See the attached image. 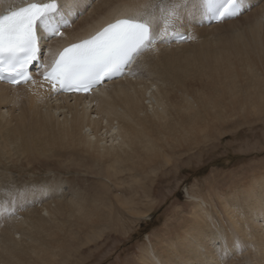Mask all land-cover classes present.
Listing matches in <instances>:
<instances>
[{"label":"bare ground","instance_id":"bare-ground-1","mask_svg":"<svg viewBox=\"0 0 264 264\" xmlns=\"http://www.w3.org/2000/svg\"><path fill=\"white\" fill-rule=\"evenodd\" d=\"M28 2L40 0H0V12ZM145 2L58 0L70 23L61 36L41 35L43 69L64 47L112 20L118 9ZM248 6L239 17L213 24L205 23L199 10H184L169 28L183 39L170 36L152 45L122 76L90 94L52 92L37 71L26 84L0 83V166L50 153L69 155L85 176L104 172L101 179L108 187L125 177H154L160 166L240 122L264 120V0H249ZM208 40L219 45L205 55ZM180 61L175 70L163 64ZM220 177L217 173L204 181L211 197L185 190L194 209L187 216L174 213L165 230L147 235L136 264H215L221 248L209 241V233L217 226L226 229L224 247L235 252L223 264H264V223L253 210L264 196V165L239 175L224 193L216 192ZM23 191L18 196L8 191L0 199V264H63L77 237L99 239L112 226L110 209L76 191L67 197L59 182ZM118 210L124 223L148 215L127 204Z\"/></svg>","mask_w":264,"mask_h":264},{"label":"rangeland","instance_id":"rangeland-1","mask_svg":"<svg viewBox=\"0 0 264 264\" xmlns=\"http://www.w3.org/2000/svg\"><path fill=\"white\" fill-rule=\"evenodd\" d=\"M223 44L224 41L220 45ZM217 45L219 43L208 40V44L203 47V54H212V48ZM253 54L254 52L248 53L251 56H254ZM182 63L180 61L175 64H163L168 69L171 67L170 70H175L172 66L179 67ZM255 118L258 117L252 118V121L240 122L216 140L204 143L181 158L160 166L154 177L136 181L125 177L121 178V184L117 185V180H113L115 185L111 181V186L108 187L101 179L104 172H100L101 177L99 174L85 176L83 168L76 164L78 161L71 160L69 155L61 158L51 153L33 156L30 157V163L23 158L14 164L10 163L9 169L0 166V199L8 197V191H12L13 195H16V192L18 196L19 191L24 192L23 189H35L44 184L50 186L59 182L67 197L76 191L87 196L90 202L102 204L112 211V226L107 228L99 239L91 240L89 234L86 235L89 240L84 239L85 235L82 238L77 237L79 240H76L75 249L73 248L70 258L64 260L63 264H136L135 257L139 247L148 243L147 235L151 237L165 230L164 225L171 220L174 213L181 212L187 216L194 209L186 189L189 192L209 193L207 196L211 197L212 192H209L204 184L206 178L218 173L221 177L216 179V192L224 193L234 179L238 180L239 175L251 173L252 169L264 165V120ZM125 203L136 211L148 210V215H135L132 222H128V219L127 223H124L122 211L119 213L118 208L121 205L126 206ZM69 226L70 224L66 223L65 227ZM65 246L69 249L71 245Z\"/></svg>","mask_w":264,"mask_h":264},{"label":"snow or ice","instance_id":"snow-or-ice-1","mask_svg":"<svg viewBox=\"0 0 264 264\" xmlns=\"http://www.w3.org/2000/svg\"><path fill=\"white\" fill-rule=\"evenodd\" d=\"M248 5L249 0H146L136 7L125 6L89 38L58 52L52 62L44 66V80L51 83V91L55 93H86L102 82L123 75L152 45L175 36L169 28L182 18L184 10H199L219 22L239 17L250 10ZM261 20L264 22V16ZM69 23L63 18L58 0L28 2L0 14V80L12 84L30 80L28 68L38 60L41 35L49 39L61 36V29ZM253 210L264 223V196ZM236 215H240L239 211ZM226 239L224 227L210 229L209 241L221 248L215 264H223L235 254L224 247Z\"/></svg>","mask_w":264,"mask_h":264}]
</instances>
